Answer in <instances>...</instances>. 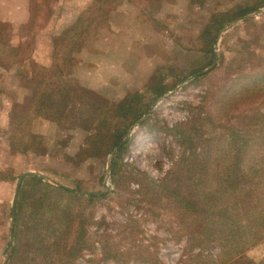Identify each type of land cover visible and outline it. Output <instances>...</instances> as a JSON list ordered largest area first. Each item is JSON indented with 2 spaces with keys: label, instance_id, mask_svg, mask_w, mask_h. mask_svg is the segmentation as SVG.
<instances>
[{
  "label": "rangeland",
  "instance_id": "1",
  "mask_svg": "<svg viewBox=\"0 0 264 264\" xmlns=\"http://www.w3.org/2000/svg\"><path fill=\"white\" fill-rule=\"evenodd\" d=\"M93 1L30 0V26L0 22V56L18 47L19 56H8L6 63L13 71L25 66L27 75H0V264L5 259L8 264L17 242L21 250L33 243L34 225L24 208L43 194L26 181L30 175L20 186L12 222L25 173L94 197L73 202V224L60 238L63 249L76 239L81 244L71 264H198L199 253L207 258L200 264H217V245L206 244L205 253L192 245L194 222L178 200L198 182L199 199L201 193L211 196L212 176L200 175L196 167L227 161L233 142L228 135L243 132L255 138V127L245 126L243 119L264 113V95L246 98L250 104L238 107L230 100L245 76L264 75V7L228 22L256 0L123 1L109 24L94 31L95 38L76 56L71 54L73 69L63 61L45 69L54 38ZM215 20L226 24L218 34ZM94 41L105 42V49L116 46L118 54L96 58L81 69L79 54ZM39 45L46 52L38 56ZM58 47L60 53L66 45ZM58 67L65 72L61 86L69 100L51 116L38 115L32 100L51 70L60 73ZM161 89L166 93L158 98ZM128 97L140 99L139 109L123 119L116 108ZM140 112L143 116L133 123ZM123 120L133 121L115 147ZM221 134H226L223 142ZM18 204L24 206L19 214ZM245 256L260 263L264 243Z\"/></svg>",
  "mask_w": 264,
  "mask_h": 264
},
{
  "label": "trees",
  "instance_id": "2",
  "mask_svg": "<svg viewBox=\"0 0 264 264\" xmlns=\"http://www.w3.org/2000/svg\"><path fill=\"white\" fill-rule=\"evenodd\" d=\"M123 1L140 5L139 1L141 0H94L89 8L78 17L77 21L66 29L62 36L54 38L50 50L52 64L49 68L45 67V69H54L59 61L67 63L73 69L75 65L71 54L76 56L85 44L95 38H92L94 31L98 30L103 24V26L109 24L116 13L117 7ZM262 7H264V0H256V5L240 9V12L228 22L242 18ZM30 13L32 15L31 7ZM31 23H33V17H30L27 26H30ZM213 26L218 27V34L226 24L223 25L222 21L215 20ZM260 33V35L264 34V29ZM241 42L248 43V40L242 38ZM61 43H64L66 47L65 50L63 49L59 53L58 45ZM10 51L9 55L0 56V71L11 70L8 63H6L8 62V56L16 58L20 54L18 47L12 48ZM211 53L215 56L213 51ZM58 69L59 74L56 70H51L52 73L48 76V82L42 84V88L36 91L32 100V108L38 115L51 116L69 100L66 93L67 89L61 86L62 81L65 79V72L59 67ZM0 75H2L1 72ZM25 76H27L26 73ZM263 80L264 75L260 73L254 80L245 76L243 83L240 84L241 86L234 88L233 91L228 90L235 94L232 97L235 100H230V103H233L231 106L238 107L246 102L250 104L247 99L260 97L261 94L264 95ZM236 83L238 84L239 80H236L234 85H237ZM165 93L161 89L157 92L156 97L159 98ZM244 99L246 100L243 101ZM138 102H140V99L128 97L116 109L123 119H129L128 116L139 109ZM147 109L149 110L150 107ZM142 116L143 113H137L133 123ZM61 118L62 115L60 114L58 119ZM243 120L246 122L245 126L253 124L255 138H251L243 132H240V137L234 136V134L228 135L229 139L233 137V142L227 152L229 155L227 161L217 162L215 165L216 160L212 164L196 167V171L200 175L209 174L212 176L210 183L211 196L208 194L205 196L201 193V200L199 199L198 189L201 183L198 182L194 183L195 187L190 193H185L178 200L181 211L189 216V221L194 222L189 230L192 233V245L199 248V252L202 253H205L203 247L206 244L217 245L221 253L220 257L216 259L217 264H264V259L260 263H256L248 260L245 256V252L249 248L264 243V113L257 112L247 116V118L245 117ZM132 121L128 123L123 120L122 132L115 137V147L127 135L128 131L126 129ZM211 124L215 125L214 120ZM225 136L226 134L222 135L224 139L221 142L226 139ZM194 155L199 158L196 152ZM115 160L112 162V170L115 168ZM26 181L36 188V192L43 194V199L35 198L34 204L29 203L24 208L25 212L31 215L30 224L34 225L31 226L34 231L32 233L33 243L29 241L27 249L21 250L18 248L20 243L17 242L8 264H71L75 262L78 254L82 251L81 244L76 239L71 244H66L67 247L63 249L64 239L60 238L69 233V229L73 224L74 218H70V215L71 217L74 215L75 210L72 207L73 202L78 199H87L91 202L94 197L79 196L62 186L51 185L32 175L28 176ZM23 192H20L18 203L21 201ZM23 207V205H17L18 214ZM42 221H44V224L40 227ZM17 226L18 223H16ZM79 235L81 236V231ZM15 237L17 240V233ZM82 246L84 247L83 241ZM198 256V264L203 260L206 262L207 258L203 259V254L199 253Z\"/></svg>",
  "mask_w": 264,
  "mask_h": 264
},
{
  "label": "crops",
  "instance_id": "3",
  "mask_svg": "<svg viewBox=\"0 0 264 264\" xmlns=\"http://www.w3.org/2000/svg\"><path fill=\"white\" fill-rule=\"evenodd\" d=\"M114 16V15H113ZM31 13H30V0H0V22L2 23H11L14 24L15 26H24L27 25L30 21ZM96 41L92 42L93 47L89 48L87 50H83L80 54V67L84 68L85 64H95V59H99V57H105L107 56L106 54H118V48L116 46H110L106 45L107 49L104 48V43L97 42ZM95 44V45H94ZM106 44V43H105ZM45 47V46H44ZM49 48V47H48ZM120 50V49H119ZM36 54L39 56L41 53L46 52L43 48V45H39L38 49L36 50ZM48 53L50 54V51L48 49ZM48 54V62L44 63L45 67H50L52 62L50 61ZM39 61V59H38ZM41 62V61H40ZM26 67L22 66L19 67L16 71H13L12 69L9 71H3L1 70L0 72L4 76V74H12L14 76H17L21 79L22 76L25 75L26 73ZM85 77V75H84ZM84 82V81H83ZM88 84V82H86ZM13 179H6L3 181H10ZM19 183V182H18ZM6 260V259H5ZM4 260V261H5ZM2 262V264L4 263Z\"/></svg>",
  "mask_w": 264,
  "mask_h": 264
},
{
  "label": "water",
  "instance_id": "4",
  "mask_svg": "<svg viewBox=\"0 0 264 264\" xmlns=\"http://www.w3.org/2000/svg\"><path fill=\"white\" fill-rule=\"evenodd\" d=\"M261 12V11H260ZM119 150V148L114 152V154L117 152ZM27 175H36V176H38L37 174H35V173H25L22 177H21V179L19 180V183H18V187H17V191H16V194H15V198H14V201H13V224H14V218H15V205H16V199H17V197H18V193H19V189H20V186H21V184H22V181H23V179H24V177H26ZM40 176V175H39ZM41 177V176H40ZM86 195H91L90 193H85ZM3 264H6V260L4 261V263Z\"/></svg>",
  "mask_w": 264,
  "mask_h": 264
}]
</instances>
